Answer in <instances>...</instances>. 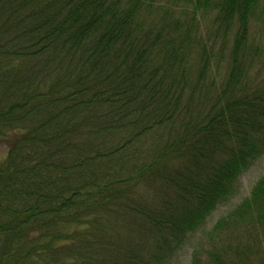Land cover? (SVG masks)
<instances>
[{
    "label": "trees",
    "instance_id": "trees-1",
    "mask_svg": "<svg viewBox=\"0 0 264 264\" xmlns=\"http://www.w3.org/2000/svg\"><path fill=\"white\" fill-rule=\"evenodd\" d=\"M187 2L0 0V264H171L237 192L264 153L258 2L204 0L206 36ZM240 235L264 240V172L189 264H249Z\"/></svg>",
    "mask_w": 264,
    "mask_h": 264
},
{
    "label": "rangeland",
    "instance_id": "rangeland-1",
    "mask_svg": "<svg viewBox=\"0 0 264 264\" xmlns=\"http://www.w3.org/2000/svg\"><path fill=\"white\" fill-rule=\"evenodd\" d=\"M183 1V0H181ZM190 0H188L189 2ZM204 0H201L199 5V9L196 12V17L200 23V31L203 33V36H206L207 31H211V29L217 28L216 24H214L213 18L215 12H212L209 3H212L210 0L209 3H203ZM186 3L188 7H191L190 3ZM195 2V0H192ZM257 9L255 14L258 15V19L255 20L249 27L250 36L254 37V41L256 44L262 45L264 47V0H257ZM194 5V3H193ZM256 71L257 78L261 79L264 76V65L259 67V64H256L253 72ZM264 172V153L258 158L248 170L240 177L239 179V189L237 192L227 200V202L219 205L211 214V217L208 218L206 224L202 229L198 231L194 236L190 237L189 242L182 248L180 252L174 257L171 264H189L190 263V255L192 251V244H194L197 239L201 236H204L205 231L209 230L213 225L215 220L219 218L221 215L225 214L231 208H233L244 196H246L254 181ZM239 245L230 247L231 250L236 251L241 249L244 253L247 254L246 262L249 264H261L264 261V240H254L255 238H250L248 236L238 237ZM205 246V244H203ZM213 245H209L206 249L205 254H209L215 252L217 249H213ZM249 249V250H248ZM225 250V248H224ZM261 256V257H260ZM258 257H260L258 259ZM205 260L207 258L205 257Z\"/></svg>",
    "mask_w": 264,
    "mask_h": 264
}]
</instances>
